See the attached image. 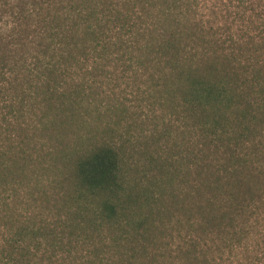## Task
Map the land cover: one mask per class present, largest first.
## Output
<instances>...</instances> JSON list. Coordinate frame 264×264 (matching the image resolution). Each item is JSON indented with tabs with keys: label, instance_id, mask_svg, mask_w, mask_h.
<instances>
[{
	"label": "trees",
	"instance_id": "1",
	"mask_svg": "<svg viewBox=\"0 0 264 264\" xmlns=\"http://www.w3.org/2000/svg\"><path fill=\"white\" fill-rule=\"evenodd\" d=\"M263 131L264 0H0V264H264Z\"/></svg>",
	"mask_w": 264,
	"mask_h": 264
},
{
	"label": "rangeland",
	"instance_id": "2",
	"mask_svg": "<svg viewBox=\"0 0 264 264\" xmlns=\"http://www.w3.org/2000/svg\"><path fill=\"white\" fill-rule=\"evenodd\" d=\"M222 31H228V30H220L219 33H222ZM158 113H159V116L162 115L166 117V119H171V120H174L179 115L180 116L182 115L181 112L176 114L170 109H166L164 111H158ZM158 124L160 125V123ZM154 125L155 123L150 122L149 125L144 124L143 126H141V129L148 131L150 130V128H153ZM187 125L193 126L192 123H189V124L187 123ZM191 129H195V127L193 126V128ZM127 130L130 131L131 138H134V124H132V122L129 123L128 126L124 128V132H126ZM262 135H264V131ZM187 142L188 141L186 139V144H188ZM190 144H192L191 141H190ZM182 191L184 192V187L182 188ZM167 219L168 220L170 219L171 224L166 226L165 230L162 229L158 236L159 247L158 249L154 251L155 257L160 262L159 264H183V256L187 251L186 245L188 244L190 235L192 234V229L189 227V225L186 224V222L184 221V216L180 211H174L173 215ZM194 219L195 217H193L191 220L193 221ZM197 236L198 238L200 237V235H197ZM217 238H219V235L213 234V235H209L207 237V240L213 241V244L215 245L217 241H219Z\"/></svg>",
	"mask_w": 264,
	"mask_h": 264
}]
</instances>
